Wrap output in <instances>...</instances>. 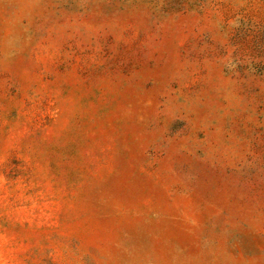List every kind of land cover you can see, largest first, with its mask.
Instances as JSON below:
<instances>
[{
  "label": "rangeland",
  "instance_id": "rangeland-1",
  "mask_svg": "<svg viewBox=\"0 0 264 264\" xmlns=\"http://www.w3.org/2000/svg\"><path fill=\"white\" fill-rule=\"evenodd\" d=\"M0 264H264V0H0Z\"/></svg>",
  "mask_w": 264,
  "mask_h": 264
}]
</instances>
